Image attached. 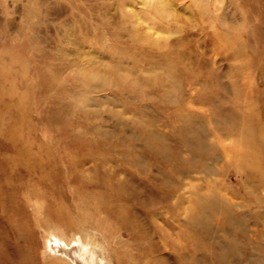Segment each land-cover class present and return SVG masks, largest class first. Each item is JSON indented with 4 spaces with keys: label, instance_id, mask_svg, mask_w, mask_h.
I'll use <instances>...</instances> for the list:
<instances>
[{
    "label": "rangeland",
    "instance_id": "obj_1",
    "mask_svg": "<svg viewBox=\"0 0 264 264\" xmlns=\"http://www.w3.org/2000/svg\"><path fill=\"white\" fill-rule=\"evenodd\" d=\"M145 2L0 0V264H59L41 256L48 227L53 225L67 236L93 233L103 238L113 254L118 247L115 236L125 235V225L109 212L118 192L102 166H96L100 165L98 158L112 154L115 138L102 137L93 127L114 126L110 108L123 111L142 101L139 97L130 101L107 86L86 92L77 74L82 68L93 71L97 59L116 63L121 52L130 48L117 40L122 18L135 30V44L140 46L149 47L156 39L172 41L185 34L196 35L190 44L199 53L205 52L207 62L220 50V44L212 45L215 38L217 43L220 39L225 53L238 51L242 58L236 63L247 64L236 73L238 82L264 90V0H164L165 13L156 10L154 0ZM219 56L217 68L222 73L234 61L223 62ZM113 73H107L110 81ZM230 80H223L227 88ZM71 100L89 102L81 108L70 105ZM196 108L199 112L205 109ZM82 109L100 115L85 116ZM245 111L253 117L243 120L250 127L242 136L246 146L240 147L246 148L244 154L260 155L262 166L243 168L246 191L241 184L240 191L235 167L217 180L239 192L232 198L240 204L253 202L256 193L264 196V185L260 189L253 185L264 174V141L256 140L259 136L264 139V110L253 99ZM157 115L162 121L168 118L165 113ZM124 119L130 127H119V131L123 129L129 137L137 131L130 123L144 122L133 113H124ZM237 139L236 134H216L213 152L219 162L204 161L222 167L234 154ZM189 175L193 183L204 179L197 172ZM159 210L161 218H168ZM112 259L117 263L115 256Z\"/></svg>",
    "mask_w": 264,
    "mask_h": 264
},
{
    "label": "bare ground",
    "instance_id": "obj_2",
    "mask_svg": "<svg viewBox=\"0 0 264 264\" xmlns=\"http://www.w3.org/2000/svg\"><path fill=\"white\" fill-rule=\"evenodd\" d=\"M154 3L156 10L165 13L164 0ZM126 20L121 19L117 40L131 49H124L116 63L97 59L93 71L82 68L77 72L86 92L107 86L130 101L135 97L142 101L135 108L123 107V111L110 108L114 126L93 127L102 137L115 138L116 143L110 146L112 154L98 158L100 165L96 166H102L118 192L109 212L125 225V235L115 236L118 247L113 254L103 238L93 233L67 236L58 226H49L42 258L59 264H264V196L256 193L257 200L254 197L251 203H235L232 196L237 197L239 192L217 181L235 167L240 191L242 187L246 191L248 180L243 170L251 165L262 166L260 155L244 154L242 149L246 148L240 146H246L242 136L250 127L243 120L253 117L245 111L246 105L256 99L264 110V90L238 82L236 73L247 64L236 63L242 58L240 52L225 53L220 39L212 43L220 44V50L207 62L205 52L199 53L190 44L196 35L185 34L172 41L156 39L152 48L140 46L135 44V30L126 26ZM218 56L223 62L234 61L222 73L217 68ZM112 71L110 81L107 73ZM229 78L232 80L227 88L223 80ZM87 102L71 100L70 105L83 108ZM146 104H151L153 111ZM196 106L205 109L199 112ZM85 111L82 109L85 116L100 115L99 111ZM124 113L144 120L130 123L137 128L132 137L123 129L119 131L129 126ZM158 113L168 118L162 121ZM219 133L236 134L238 139L234 154L217 169L206 162H219L214 153L217 145L212 140ZM256 140L261 144L264 141L260 136ZM189 172L200 173L204 179L193 183ZM246 175L255 178L250 173ZM258 177L253 185L260 189L264 174ZM220 190L224 193L220 194ZM160 208L168 218H161ZM243 209L246 213L240 211Z\"/></svg>",
    "mask_w": 264,
    "mask_h": 264
}]
</instances>
